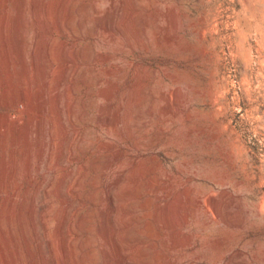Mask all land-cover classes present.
<instances>
[{
  "label": "rangeland",
  "instance_id": "1",
  "mask_svg": "<svg viewBox=\"0 0 264 264\" xmlns=\"http://www.w3.org/2000/svg\"><path fill=\"white\" fill-rule=\"evenodd\" d=\"M18 4L0 0V264H118L90 233L127 193L139 264H264V0H22L20 43Z\"/></svg>",
  "mask_w": 264,
  "mask_h": 264
},
{
  "label": "bare ground",
  "instance_id": "2",
  "mask_svg": "<svg viewBox=\"0 0 264 264\" xmlns=\"http://www.w3.org/2000/svg\"><path fill=\"white\" fill-rule=\"evenodd\" d=\"M21 2H22V0H19V4L17 6V14H16V16L14 18V32H15V37L17 39L16 41H19V43L22 42V38H21V33L20 32H21L22 27H24L22 25V23H21V16H22V11H23V6H22ZM82 9H84V8L82 7ZM79 10L80 9L77 8V12ZM66 14H68V13H66ZM64 16H65V21H66L67 15H64ZM77 22H78V27H80L79 32L82 33L81 29H83V26L84 25L80 21H78V20H77ZM97 26L99 28H101V29H107L109 31H112V29H113L112 28V25H110L109 23H106V24H103V25H97ZM76 29H77V27H76ZM23 32H22V35H23ZM32 51H33V46H31V48H30V52H32ZM18 56H19V58L22 61L24 60L23 59V52L22 51L19 52V55ZM23 69H24V66H23ZM85 168H86V165L85 164H82V166H81V168L79 170L77 168V171L78 172L75 173L76 175L73 177V180L70 183L71 184V192H72V195L79 197V203L81 205H85V203L87 202V197L90 198L86 194L83 195V193H85V192L81 191L82 184L84 182V178H85V174H86ZM99 176L101 177V174H99ZM80 191L82 192V194L80 193ZM94 197H95V195H94ZM111 198L108 197V199L110 200V202L107 204V207H106L107 210L106 211H103V209L100 207V205L98 206V209H97L98 222L97 223L95 222L96 225H93V227L94 226L95 227L92 228V231H91L92 233H90V234L92 235V237L95 238L96 242L97 241H100V239H104L106 242L109 243V247H110L109 249H110V252H111L110 255H113V258H115L116 260H118V264H139L138 261H137V259H136V256H137V254H140L141 253V251L146 247V245L148 243V234H147L145 228L143 227V224H144L143 223V220H144V216H145L144 215V212H145L144 211V207L145 206H143L142 204H140L138 202L139 201L138 197L136 195H133V194H128L127 193V195L123 196L121 198L120 202L117 203L116 208H115V206H113V200H111ZM91 201H92V198H91ZM136 204L137 205L140 204V206H137ZM70 206H71V209L70 210H71V216H72L71 218L73 219V217H74V219L71 221V227H70L71 230L70 231H71V235H75L76 236V232H78L77 230L80 229V228L82 230V224H83V221H84V217L86 215L85 213H87V212H83L84 214H80V212L78 210V208H80V207H76L77 206L76 203L75 204L74 203L73 204H70ZM213 211L215 212V215H216L217 218H219V219H223L224 218L225 219V216L222 215V212L223 211L221 212V209L217 206V203L215 204V207H214V210ZM116 214H118L120 216V218L123 220V222H124V224L126 226V233H124V235H121V236H119V235L117 236L115 227L112 225V223L110 221L111 218L113 216H115ZM55 220H56V218H55ZM104 222H106V224L108 225L106 232H105V230L103 228V223ZM88 229H90V228H88ZM91 235H89V236H91ZM77 238H80V237L78 236ZM83 238L84 237H82V240L79 239L78 241L76 239V243L73 242V250H71V251H74L75 252L77 250L76 249L77 247H79L78 249L84 247V242L86 240L84 242H82L83 241ZM104 240H102V241H104ZM80 241H81V243H80ZM88 242H89V240H88ZM106 242H105V244H106ZM90 244L91 243H89L88 245H90ZM100 244H101V242H100ZM102 246H103V244H102ZM92 250L93 249L90 248L89 250H87L88 252H86V253H90ZM99 250L100 251H103V247L102 248H99ZM79 252H80V250H79ZM81 252H82V250H81ZM108 252H109V250H108ZM80 257L81 256H79V259H81ZM82 257H84V256H82ZM74 259H76V257ZM229 261H230V259H229Z\"/></svg>",
  "mask_w": 264,
  "mask_h": 264
}]
</instances>
